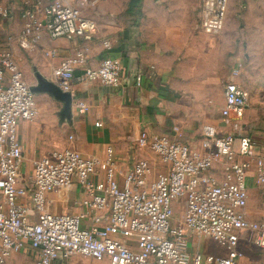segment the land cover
Here are the masks:
<instances>
[{
  "label": "built area",
  "instance_id": "built-area-1",
  "mask_svg": "<svg viewBox=\"0 0 264 264\" xmlns=\"http://www.w3.org/2000/svg\"><path fill=\"white\" fill-rule=\"evenodd\" d=\"M84 5V0L73 5L52 0L39 18L36 6L27 1L18 45L31 50L44 34L51 39L94 34L96 23L83 16ZM227 6L228 0H203V33L223 30ZM8 14L9 9L0 5V15ZM46 55L55 57L56 52ZM81 62L78 54L53 69V82L63 92L72 94L76 85L86 82L121 85L119 58L106 57L98 67L76 74L74 66ZM240 68L237 63L232 74ZM224 99L221 116L233 123L235 133L205 125L198 150L167 135L144 132L137 146L156 160L136 161L122 180L116 179L112 149L101 163L73 148L52 150L32 161L28 172L18 127L36 119L38 108L13 52L0 50V264H7L26 244L38 254L34 264H70L74 256L109 264H240L249 234L252 247L261 253L257 264H264V223H251L246 213L250 178L264 188V145L244 132L247 90L229 80ZM78 105L83 112L85 105ZM73 184L85 195L76 202L79 212L51 213L48 195ZM180 203L182 218L172 223ZM189 233L217 243L225 255L192 251Z\"/></svg>",
  "mask_w": 264,
  "mask_h": 264
},
{
  "label": "crops",
  "instance_id": "crops-1",
  "mask_svg": "<svg viewBox=\"0 0 264 264\" xmlns=\"http://www.w3.org/2000/svg\"><path fill=\"white\" fill-rule=\"evenodd\" d=\"M27 1L34 5L32 7L36 6L37 16L43 18L41 10L52 0H2L0 5L11 12L9 29L13 38L22 33L20 31L23 30L26 20L22 18L21 5ZM63 1L73 5L77 0ZM84 1L82 14L96 23L97 29L94 34L83 38L58 39H51L44 34L33 49H23L19 55L21 63L20 57L17 56L18 47L14 46L13 49L11 47L10 50L14 51L17 64L30 86L37 82L35 72L53 81V69L63 60L77 58L78 54L82 55L83 62L74 66L76 74L81 73L85 67H98L101 60L106 57L119 58L122 62L121 85L117 88L107 87L98 82L76 85L72 93L74 103L71 120L64 123L57 121L58 126L53 115L55 104L50 105L45 94L35 95L38 116L31 122H21L18 127V138L25 160L28 158L34 161L52 150L73 148L84 157L101 163L106 160L108 150L112 149L114 165L118 169L130 162L129 156L134 152V148L129 145L130 140L138 139L144 132L149 136L167 135L192 147V143L181 139L194 137L199 131L201 121L191 122L188 128H184V121L181 119L184 115L178 113L182 107L181 96L184 92L196 94L197 105L202 99L209 105L218 106L221 117V109L225 104L224 86L228 80L229 69L224 68L226 65L219 61V57L233 54V59H229L227 65L229 67L231 64L232 67L237 65L241 52V43L238 40L241 34L245 36L243 27L242 31L241 26L237 31L231 29L234 25L227 24L226 20L219 34L203 33L200 29L203 0H143L139 18L127 13V0ZM38 2L41 6L37 5ZM51 50L56 52L55 57L46 55ZM31 72L34 80L30 78ZM222 81L223 86H219L215 96L211 97L212 91ZM80 102L85 105L83 112L78 105ZM48 107L51 115L45 121L43 114ZM115 114H118L119 118H115ZM130 115L134 116L133 132L128 126ZM211 115L206 108L203 109L202 117L205 118L203 127L210 125L221 133H227L223 131L219 122L210 118ZM117 129L121 138L127 140L124 145L119 146L113 138ZM68 135H71L72 140L69 147L56 148L58 147L56 140L64 141ZM251 135L261 146L264 145L262 136ZM200 145L195 149L199 150ZM148 159L156 160L152 154ZM252 186L254 182L250 178L249 194ZM70 189L71 198L77 207L76 202L83 200L85 195L76 184ZM60 192L48 195V210L55 214L75 213L64 211L63 205L60 204L62 200ZM190 246L192 251H195L191 240ZM16 256L18 259H14ZM24 256L28 263L32 264L38 254L26 244L19 254L8 260L7 264H19V258ZM259 261V259L256 262L248 261L246 255L240 264H257ZM76 264L109 263L84 259L77 261Z\"/></svg>",
  "mask_w": 264,
  "mask_h": 264
},
{
  "label": "rangeland",
  "instance_id": "rangeland-1",
  "mask_svg": "<svg viewBox=\"0 0 264 264\" xmlns=\"http://www.w3.org/2000/svg\"><path fill=\"white\" fill-rule=\"evenodd\" d=\"M1 1L2 0H0V2ZM126 2V4L128 5L130 0H127ZM23 6L21 5V12ZM85 11L86 10H84V13ZM10 18V11L8 17L0 15V50H10L11 47L13 49L14 46H17L19 49L17 56L20 57L19 55H21L23 49L18 45L17 40L14 39H17L21 35L20 32L22 31L19 32L20 35L18 34L19 36L17 38L12 37L13 34H11V31L9 29ZM22 18L24 19L23 15ZM225 19L227 20H225L227 24L229 23V25H234L231 29L237 31V29H239V26H241L240 31H242L243 27V31L245 33V36H242L241 34L239 39L240 41L238 40V42L241 43L240 59L238 62L240 63L241 68L237 74H232L235 67H232L233 64H231V67H229L227 64L229 59H233V54H229L228 56L224 57L221 56L219 57V61L226 65L224 67L225 69H229L227 81H236L249 93V108L244 119V132L248 134H255L256 136H258L259 134V136H262V138H264V0H228ZM20 61L21 57L19 59V62ZM30 78L34 80L33 72H31ZM223 83L224 82L222 81L218 86H216L215 90L212 91L211 97L215 96L216 90L219 86L222 87ZM38 95L39 94H37L36 96ZM45 95L47 96L46 98H48V103L50 105L55 104L56 106L54 108L55 112H53V115L56 119V125L58 126V113L62 108V104L55 101L49 95ZM181 101L182 107H180L178 113L184 115V117L181 118L184 121V128H188L191 122H195L196 120L201 121L199 124V131L195 134L194 137L187 138L186 140L181 139L184 142L192 143V147L194 146L193 148H196L201 143V129L205 123V118L202 117V111L205 108L207 112L210 113V115L212 114L210 118L217 121V123L219 122L220 126L223 128V131L235 133L233 123L229 124L228 122L223 120L222 116L220 117L218 106L209 105L207 101L204 102L202 99L199 100V105H197L196 94H192L191 92H184L181 96ZM50 107H48V110L43 114L45 121L51 115ZM115 118H119V115L115 114ZM128 118V126L131 132H133L132 128H134V116L130 115ZM202 118H204V121H202ZM114 135L115 136L113 138L119 146L127 143L126 139L123 140L121 138L118 129L114 132ZM137 140L138 139L133 138L129 142L131 148H134V152L129 156V164L116 169V179L118 181L123 179L128 168L136 160L151 158V154H149L148 151H146L145 153V151L143 152L142 150H139L137 146ZM56 141L58 143V147L56 148L69 147L68 145L72 141L71 135L65 137L64 141L66 142V144H64V141L61 139H58ZM32 161L33 160L28 158H26L25 160V170L28 172L31 171ZM156 166L157 168L155 170L160 171L159 165ZM60 191V198H62V200H60V204L63 205L64 211L78 213L79 209L76 207L71 198L72 189L68 188ZM246 213L247 219L251 223L257 225L264 223V188H259L255 186V184L251 187ZM182 214L183 204L180 203L174 208L172 223L179 222L182 218ZM189 237L192 247L195 251H200L204 254H214L219 256L225 254V251L217 243L208 240L200 234L189 233ZM250 237L251 235L249 234L248 240H245L242 249L247 255L248 261L256 262L258 259H261V253H258L252 247ZM20 252L21 251L15 253L13 256L19 254ZM16 257L14 259H18V256ZM84 259L95 262L94 260L86 257L74 256L69 263L76 264L77 261ZM18 262L19 264H29L28 259L25 256L20 257ZM34 262L32 264H34Z\"/></svg>",
  "mask_w": 264,
  "mask_h": 264
},
{
  "label": "water",
  "instance_id": "water-1",
  "mask_svg": "<svg viewBox=\"0 0 264 264\" xmlns=\"http://www.w3.org/2000/svg\"><path fill=\"white\" fill-rule=\"evenodd\" d=\"M36 84L30 86V90L34 95L47 94L55 101L62 104V108L58 113L59 122L64 123L70 121L72 117V105L74 97L71 93L63 92L53 81L46 79L38 72H35Z\"/></svg>",
  "mask_w": 264,
  "mask_h": 264
},
{
  "label": "trees",
  "instance_id": "trees-1",
  "mask_svg": "<svg viewBox=\"0 0 264 264\" xmlns=\"http://www.w3.org/2000/svg\"><path fill=\"white\" fill-rule=\"evenodd\" d=\"M143 0H130L127 8V13L129 15H135L136 17H140L141 15V4Z\"/></svg>",
  "mask_w": 264,
  "mask_h": 264
}]
</instances>
